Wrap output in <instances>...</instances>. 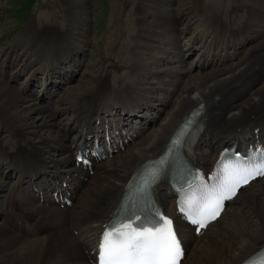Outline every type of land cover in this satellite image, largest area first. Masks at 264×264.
I'll list each match as a JSON object with an SVG mask.
<instances>
[{"label":"bare ground","instance_id":"obj_1","mask_svg":"<svg viewBox=\"0 0 264 264\" xmlns=\"http://www.w3.org/2000/svg\"><path fill=\"white\" fill-rule=\"evenodd\" d=\"M237 1L234 13L241 1L249 4L250 9L260 8L256 18L248 6L251 16L242 21L237 31L226 27L219 3L193 1L197 16L203 22L198 32L183 43L184 52L196 50L199 55L193 74L192 69L181 67L177 70L162 68L159 72L148 69L160 61L182 62L185 53L179 49L181 37L178 35L171 36L159 48L164 53L172 49V58L150 61L147 55L158 40L153 27L165 31L190 9L189 5L165 7L162 4L151 12L141 8L133 45L139 64H134L133 70L138 72L139 78H144V74L154 77L164 74L168 77L163 79L166 87H156L154 82L147 80L142 84L138 79L122 84L109 83L110 71L104 69L92 86L75 96L76 127L71 143L76 147L85 144L88 135L108 121L121 124L123 129L136 124L139 135L145 128L141 123L148 122L146 127L150 130L130 149L115 153L119 154L116 158L111 159L112 154L106 163L93 161L91 172L76 165L75 147L66 144L65 132L57 130L53 111L22 94L39 75L45 79V92L53 87L57 89L61 83L51 78L60 77L57 74L62 65H79L88 37L73 36L67 27L60 29L55 23L48 24L44 14L38 13L37 19L42 26L49 28H30L33 48L29 47L27 53L32 60L17 65L12 55L14 47L4 53L6 56L0 66V119L13 137L9 147L0 146V167L16 172L17 177L13 183L16 185L6 194H0L3 198L0 202V264H96L97 238L119 203L127 180L145 161L160 154L178 124L199 104H203L201 127L190 149V157L200 170L210 169L222 146L264 142V87H255L264 78V2ZM150 14L154 19L147 23L145 17ZM39 34L41 36H37ZM207 67L209 71H198ZM7 69L8 78L13 79L27 71L22 86L14 87L7 78L3 79ZM174 76L178 77L177 82H173ZM158 88L163 91L162 96L154 93ZM57 100L54 101L56 107ZM156 101L164 107L170 106L159 122L158 117L165 108L158 109L154 119L147 115L150 109L157 108ZM29 134L35 135V139L30 141ZM57 151L62 155L52 157ZM63 181L68 185L62 189L63 194H69L71 205L60 207L47 190L52 193L56 188H63ZM255 181L246 187L249 189ZM3 185L0 181V187ZM34 187L37 191L43 190L42 202L32 192ZM242 189L199 235L176 218L177 231L185 248L180 264L189 251L191 264H240L264 246L263 184L250 190L232 209L231 223L216 228L206 244L197 247L200 236L218 222L228 205L239 198ZM156 190L165 211L173 215L175 208L169 187L161 183ZM34 235L37 237L29 238Z\"/></svg>","mask_w":264,"mask_h":264},{"label":"rangeland","instance_id":"obj_2","mask_svg":"<svg viewBox=\"0 0 264 264\" xmlns=\"http://www.w3.org/2000/svg\"><path fill=\"white\" fill-rule=\"evenodd\" d=\"M193 1L194 0H0V66L6 56L4 53L8 50L10 52L14 47L15 49L13 50L14 52H12V55L16 59L17 65H22L24 62L29 63L30 60H32V56H29L27 53L29 47L33 48L31 47V36L33 35L29 30L32 26L40 29L48 27L47 25L42 26V23L37 19L38 13L44 14L43 17L45 18V22L47 21L46 23H55L60 29H66L67 27V29L73 33V36H88L83 45L84 52L81 55V62L79 65L74 66L72 63H70L69 66L62 65L63 68L61 69V73L59 72L57 75L71 77L67 82L61 84L55 91V88L53 87L52 91L56 94H52V98L51 96L50 98L48 96L46 97L43 93V81L41 80L40 75L36 81H33L28 85L29 90L22 92V94H25L29 99H33L40 105L45 106L49 111H53V120L55 123H58L59 127L57 130L61 131V133H66L65 142L71 146V139L75 134L74 130L76 127H74L76 110L75 96L92 86L96 79L101 76L104 69L110 71L108 75L109 83L122 84L128 80L138 79L137 82L139 83H142L143 81L146 82L147 80L154 82L156 87L159 85H161V87H166L163 79L167 80L168 77L164 74H160L156 77L144 74V78H139L137 77L138 72L133 70L134 64H139L135 58L133 45L135 43L134 37L136 29L139 28L137 27V18L141 14V8H144L145 11L151 12L153 11L152 8L159 7L162 4L165 7H175L179 4L186 3L185 5H189L190 7L188 11L181 15L178 21L172 22V25L170 27L168 26V29L165 31H163V28L160 29V27L152 26L153 31L157 33V36L155 37L158 39L154 48L147 51L149 60L152 61V59L157 60L161 57H173L174 51H172V49L167 51V53H164L159 48H161L162 43L164 45L166 41L174 35L181 37L178 46L179 49H182L181 51L184 52L185 48L183 43L193 37L198 32L200 26L203 25L202 20L197 16V8L195 7V4H193ZM197 1L199 4H203L205 1L219 3L221 6V18L227 22L226 27L229 26L230 30L233 28L237 31L240 29L242 21L247 19L248 16L253 15L257 18L260 13V8L257 9L256 7H253L250 9L251 6L247 3L244 5L242 1L239 3V5L241 4L240 7L236 8L238 11L236 10V13L232 12V10H234L233 7L235 8L238 4H236V2H239L237 0ZM262 2H264V0ZM143 3H145L144 6ZM232 4H234V6ZM247 7L254 13L251 12L250 15ZM146 16L145 20L147 23L154 19L151 14ZM149 30L150 29L147 31L149 32ZM45 33V36H47L48 33ZM37 36L41 35L39 34ZM254 43L257 44L258 42ZM184 53L185 55L182 58V62L160 61L156 65L153 64L151 67L149 66L148 69L159 72L162 68L177 70L181 67L183 69H192L191 71L193 74V72L197 70L196 64L199 55L196 50ZM204 69L205 70H200L199 68L198 71L202 73L210 70L209 67ZM72 70L74 74H72ZM5 73L3 72V79L5 80L7 78L8 82L14 87L22 86V81L27 77V71H24L17 76L15 75V79H13V77L8 78L9 69H7ZM58 79L59 78L57 77L55 81H58ZM113 79L115 81H113ZM172 80L173 82H177L178 77L174 76L172 77ZM144 82L142 84H144ZM24 83L27 82L25 81ZM255 87H264V78H262L261 81H258L255 84ZM159 89L161 88H158L157 90L154 89V93L162 96L164 93ZM58 97L59 99L57 100ZM54 99L59 103L57 107L56 105L54 106ZM159 104L160 103L156 101L154 106L157 108L148 111L150 115H155V110L165 108L164 111L161 110L160 116L157 120L158 122L164 115L165 111L170 107H164ZM7 129L6 125H3L2 120L0 119V146L5 145L6 147H9L13 138ZM43 130L47 131L46 128ZM149 131V128L144 130V132L136 139V142L135 140L130 142L122 150L126 151L127 149H130L132 144L137 143ZM29 138L31 139L29 140L32 141L35 139V135L29 134ZM60 155H62V152L57 151L52 157L58 158ZM116 155L118 156L119 154H114L111 159L116 158ZM107 160L109 159L105 158L104 161L102 160L101 162L106 163ZM0 169H2L0 171V181L4 183V185L0 187V194H6L7 191L12 189V186L16 185H13L17 179L16 172L12 173L11 170L8 172L6 168L1 167ZM7 172L9 177L7 176L6 178ZM263 184L264 178L253 182L249 189L247 187L243 188L239 198L228 205L227 211L218 222L212 225L202 236H200V239L197 242V247L205 245L206 240L212 235L216 228H222L231 223L233 220L231 215L232 209L238 206L240 201L248 196L250 190ZM2 199L3 198L0 197V202H2ZM34 237L37 236L34 235L29 238ZM189 253L183 264H191L192 259L188 256Z\"/></svg>","mask_w":264,"mask_h":264},{"label":"snow or ice","instance_id":"obj_3","mask_svg":"<svg viewBox=\"0 0 264 264\" xmlns=\"http://www.w3.org/2000/svg\"><path fill=\"white\" fill-rule=\"evenodd\" d=\"M222 167L228 177L237 179L231 186H221L224 191L211 198L208 205L211 211L204 218L191 219L200 228L216 219L224 200L235 196L241 184H247L256 176H264V148L255 149L253 155L247 157L237 154L235 163H226ZM162 174L160 166L150 167L126 188L113 220L102 234L99 264H179L184 253L173 220L161 214L152 198ZM184 203L189 204V201ZM179 211L185 213V208L179 207ZM185 215L187 217V213ZM245 264H264V248L249 257Z\"/></svg>","mask_w":264,"mask_h":264}]
</instances>
